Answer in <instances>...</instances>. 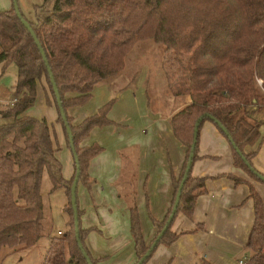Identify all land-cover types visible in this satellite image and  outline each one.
Returning <instances> with one entry per match:
<instances>
[{
  "label": "trees",
  "instance_id": "trees-1",
  "mask_svg": "<svg viewBox=\"0 0 264 264\" xmlns=\"http://www.w3.org/2000/svg\"><path fill=\"white\" fill-rule=\"evenodd\" d=\"M28 22L46 53L48 65L14 5L0 11V64L4 70L11 63L18 68L10 99L16 101L0 107V258L6 248L10 251L5 256L21 253L36 246L45 235L42 182L48 171L53 190L64 188L68 194L65 209L72 221H68L71 229L49 237L42 264H88L77 243L71 204L76 163L74 176L67 180L57 156L60 147L55 143L52 125L45 117L27 113L37 102L39 84L45 79L49 88L46 103L56 107L58 122L64 126L71 149L50 69L71 127L80 167L79 183L91 186L95 181L88 167L103 148L99 144L81 146V142L95 127L113 123L107 116L115 99L79 125L73 124L68 109L86 104L98 83L121 71L126 55L139 41L153 39L158 45L174 98L192 99L191 104L168 119L175 137L188 147V155L181 178L172 175L175 193L167 216L162 221L153 219L157 235L172 213L194 143L195 124L202 115L221 121L229 132L228 137L224 135L232 146L235 166L264 183L248 165L258 171L252 162L255 152L245 150L260 138L259 127L249 124L246 118L255 108L264 107V0H54L51 7H43L36 19ZM207 120L213 122L208 117L201 122L192 169L200 158V130ZM137 167L135 161L124 156V171L117 188L130 210L138 262L155 239L148 245L142 232ZM228 177L236 185L250 186L255 222L247 242L252 253L245 258L248 264H264L263 198L251 183L236 175ZM207 179L194 176L191 170L174 220L143 264L160 244L170 245L182 234L173 230V224L180 213L193 215L198 197L206 191ZM78 213L80 238L89 253L85 236L90 229L81 226L79 206ZM89 255L96 264V259Z\"/></svg>",
  "mask_w": 264,
  "mask_h": 264
},
{
  "label": "crops",
  "instance_id": "crops-1",
  "mask_svg": "<svg viewBox=\"0 0 264 264\" xmlns=\"http://www.w3.org/2000/svg\"><path fill=\"white\" fill-rule=\"evenodd\" d=\"M12 5V0H0V11L8 10ZM154 45L155 41L152 39L140 42L132 50V54L134 55L138 48H145L139 51L140 56L153 55L155 68L158 69L160 66L159 61L155 59L157 54L155 55ZM137 62L138 60L132 59L116 76L98 83L86 104L68 109L74 124H80L98 113L103 105L115 98L118 91L128 87L134 102L124 99L117 102L118 111L115 117L112 110L108 116L113 124L120 120L132 125L130 117L124 116L126 106L131 109L138 104L145 112L149 109V119L146 118V123L141 108L140 111L137 109L138 115L142 116L138 126L135 124L134 127L125 129L123 134L114 128L121 139L119 143L111 146L112 150L106 148L99 134H106L104 130L115 125L97 126L81 142V146L102 144L105 147L91 160L88 167V173L95 182L91 186L80 182L77 190L81 226L83 229H90L85 236V246L96 259V264H136L138 259L131 233L130 210L126 199L119 196L117 188L124 171V156L130 159L133 156L128 150L136 148L139 151L135 157L138 165L137 204L142 232L148 245L158 233L153 219H165L172 206L175 193L172 175L178 176L186 158V148L175 137L168 120V103L172 99V92L164 71L153 74V70L141 68ZM39 95L38 91L37 100L46 112L43 117L55 130L61 148L66 142V137L58 122V111L54 106L47 105ZM122 96L121 93L119 99ZM191 102L189 97L188 104ZM27 114L40 117L34 111ZM155 115H158V118H154ZM246 119L249 124L259 127L260 138L249 143L245 150L248 153L255 152L252 162L256 169L264 174V107L255 108ZM142 128L143 131L145 129L144 137L139 133ZM107 134L114 135L115 132ZM164 139L169 144L168 149L164 148ZM123 140L126 141L120 143ZM199 156L192 173L197 177H208L206 191L198 197L191 217L182 213L177 216L173 230L182 233L178 239L170 245L160 244L146 264H238L240 255L248 256L252 253L247 247L248 237L255 222L254 201L249 198L250 186L248 183L236 185L228 175H236L251 183L263 201L264 183L235 166L230 142L218 126L208 120L200 130ZM71 162L69 157V163ZM63 174L70 180L75 174V164L73 169L70 165L66 168L64 166ZM60 232L64 231L59 230L58 233Z\"/></svg>",
  "mask_w": 264,
  "mask_h": 264
},
{
  "label": "rangeland",
  "instance_id": "rangeland-1",
  "mask_svg": "<svg viewBox=\"0 0 264 264\" xmlns=\"http://www.w3.org/2000/svg\"><path fill=\"white\" fill-rule=\"evenodd\" d=\"M53 2H54V0H18V4L20 6L21 13L27 21L28 20L29 21L35 20L37 12H40V10L43 7H51L53 5ZM12 3L14 5L13 0H12ZM147 40H150V39H147ZM140 42H143V41H139V42L135 43V45L133 46L131 51L126 55L125 60H124V68L122 70H124L126 68V65L132 59L134 61L138 60V62L136 64H139L141 68H149L150 71L153 70V72H154L153 74H155L157 72L163 73L162 71H164V75H165L166 81L168 83V78L166 75V71L164 69L163 55H162L158 45L156 44V42L154 45V49L156 50L155 55L157 54L155 59L157 61H159L158 65L162 68V70H160V67L158 69L155 68L156 66L153 62L154 61L153 55L149 56V54H147V55L141 54V56H140L139 51H141L142 49H145V48H142V49L138 48V51L134 55L132 54V50L134 48H136V46ZM189 62L190 61L188 59L187 63H189ZM188 73H189V75H192V70H190ZM17 75H18V68H17L16 64L11 63V64L7 65L5 70L3 69V65L0 64V98L1 97L3 98L2 99L3 104L0 106L1 108H5L8 105L6 103L13 96L14 85H15V82L17 79ZM96 87L97 86H95L94 90L96 89ZM38 88H39L38 91L40 94L39 96L42 97L46 103V95H47V93L49 94V88H48V85H47V82L45 79H43L42 84H39ZM130 91H131L130 87H128L126 89L118 91L115 94V96H114L115 102L111 108L113 116L116 115V112L118 111V108H117L118 103L117 102H120L123 99L127 102H132V103L134 102V99L131 97L132 92H130ZM121 93L123 94V96L121 97V99H119L120 98L119 96ZM171 95H172V99L168 103V105L170 107V111H169L170 114L168 116V119L171 115L176 113L179 109L185 107L186 105H189L188 104V98L189 97H187L186 99H175L173 96V93ZM175 100H176V102H175ZM137 105L136 106L134 105V108H131V109L129 108V106H126L124 108V113H125L124 116L130 117V119L133 121V123L131 122L132 125L130 123H122V122H120V120H117V117H116L117 121L114 122L115 124L112 123V124L108 125V126L115 125V127L111 126V127L107 128L106 130H104V133H106V134H99L101 136L100 137L101 141L105 143L107 149L112 150L113 147H111V146L113 144L119 143V140L121 138L118 134V131L122 132V131H125V129H128L132 126L134 127L135 124L137 126L140 124L139 122L141 121L142 116L140 114L138 115L137 109L140 111V109L142 107L140 105H138V106ZM145 105H146V102H145ZM30 111H34L37 114V116H40L38 118H42L43 116H46V112H45L44 108H42L41 103L38 102V100L35 103L34 107H32L30 109ZM110 111H109V113H110ZM142 111H143V108H142ZM109 113H108V116H109ZM143 115H144V119H145L144 123H146V120L149 119V109L146 112L143 111ZM59 123L61 124L62 130H63V135H65V137H66L64 126H63L62 122H59ZM73 124H74V121H73ZM74 125H79V124H74ZM114 128L115 129L117 128L119 130L116 132V130H114ZM53 132H54L55 143H56V145L59 146L60 142L57 141V137H56L57 134L55 133V130H53ZM110 132H115V134L114 135L107 134ZM61 133H62V131H61ZM139 133H140L141 137H144L145 136V129H144V131H143V128L140 129ZM151 133H152V131H151ZM122 134H123V132H122ZM117 138H118V140H116ZM124 141H126V140H123L122 142L120 141V143H124ZM66 142L64 143L63 146H61L60 150L57 153V156H58L59 160L61 161V163L63 164V168H64V166L66 168V166L70 165L73 169L74 164H75V160L73 157L72 150L69 148V145H67L68 144L67 137H66ZM163 143H164V148L168 149L169 144L167 143L166 139H164ZM100 146L104 150L105 147L102 144H100ZM185 148H186V158H185V161L183 164L182 171L178 174V176H176L177 179L181 178V176L184 172V168H185V164H186V160H187V155H188V147L185 146ZM123 149L124 148H122V150ZM129 152H131L133 155L131 160L135 161L136 160L135 157H137L139 154L138 149L131 148L128 150V153ZM168 153H170V151ZM124 154L128 155L127 153H124ZM66 155H67V157H66ZM69 157L72 160L71 164L69 163ZM73 162H74V164H73ZM52 187H53V185H52V181H51V178L49 176V173H48V171H45L44 176H43V182H42V194L44 197V204H45V217H44V234L45 235L40 239V241L38 242V244L36 246H34L33 248H31L29 250H24L21 253H11V254L5 256V254H7L10 251L9 248H6L4 250L3 255L0 258V264H42L46 250L49 246V237L60 236L61 234L58 233L59 230L66 232L69 229H71L70 225H69L70 222L68 223V221H72V218L71 219L68 218V213L66 212V209H65L66 205L68 204V194L64 188H58L56 190H53ZM67 255H68V253H67ZM244 256H245V254L240 255V257H241L240 259H243ZM21 258H23V260H21Z\"/></svg>",
  "mask_w": 264,
  "mask_h": 264
},
{
  "label": "water",
  "instance_id": "water-1",
  "mask_svg": "<svg viewBox=\"0 0 264 264\" xmlns=\"http://www.w3.org/2000/svg\"><path fill=\"white\" fill-rule=\"evenodd\" d=\"M13 2H14V8H15L19 18L21 19V21L25 25V27L32 34L33 38L36 41L37 46L39 47V49H40V51L42 53V56H43L45 62L48 65V60H47V57H46V53H45L41 43L39 42L38 37L35 34L32 26L23 17V15L21 13V10H20V6L18 4V0H13ZM49 75H50L51 82H52V85H53V90H54V93H55V96H56V99H57V102H58L60 114H61V116L63 118V121L65 122L66 131H67L68 136H69L71 149H72L74 160H75V163H76V175H75V178H74V181H73V185H72V189H71V204H72L73 214H74L76 239H77V243H78L79 249L81 250L84 258L87 261V263L88 264H94L92 262V260H91V257L89 255V253L86 251V249H85V247H84V245H83V243L81 241L80 234H79V230H80L79 225H80V223H79V213H78V194H77V190H78V185H79L80 167H79V164H78V158H77V154H76V150H75V146H74L73 135H72L70 124L68 123V120H67L66 112H65V110H64V108L62 106V100H61L60 92L58 90L56 81H55L54 76L52 75V71L50 69H49ZM151 116H153V115L151 114ZM205 117H208L213 122H215L218 125V127L221 129V131L227 137L229 136L228 130L221 123V121H219L217 118L213 117L212 115H202V116H200L198 118V120L196 121V124H195V129H194V143H193V145L191 147V151H190L187 167H186L185 173L183 175L182 181L180 183V186H179V189H178V192H177V195H176V199H175V203H174V206H173V209H172V213H171L169 219L167 220L166 225L160 231V233L157 235V237L153 241V243H152L151 247L149 248V250L147 251V253L136 264H143L148 259V257L151 255L153 250L156 248V246L160 242L161 238L164 236V234L166 233V231L170 227L172 221L174 220V217H175V215L177 213V210H178V206H179V203H180V199H181V195H182V191H183L185 182H186V180H187V178H188V176H189V174H190V172L192 170V164H193V159H194V155H195L196 142H197V138H198V135H199V129H200L201 122L205 119ZM154 118H158V115H155ZM233 145H234V147H236L235 144H233ZM236 149H237V151H238V153L240 155L243 154L238 147H236ZM244 160H246V158H244ZM248 165L251 167L252 171L255 172L257 177L260 178L262 181H264V175L259 173L258 171H256L249 163H248Z\"/></svg>",
  "mask_w": 264,
  "mask_h": 264
},
{
  "label": "built area",
  "instance_id": "built-area-1",
  "mask_svg": "<svg viewBox=\"0 0 264 264\" xmlns=\"http://www.w3.org/2000/svg\"><path fill=\"white\" fill-rule=\"evenodd\" d=\"M15 101H16V100H9L6 104L13 105ZM2 104H3V101H2V99L0 98V106H1ZM59 234H62V232H60ZM238 264H248V261H247V259L244 257L243 259H240V260L238 261Z\"/></svg>",
  "mask_w": 264,
  "mask_h": 264
}]
</instances>
